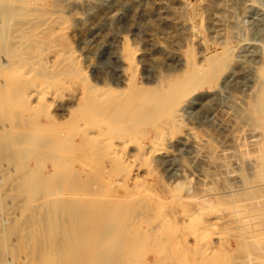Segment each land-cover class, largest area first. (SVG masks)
I'll return each instance as SVG.
<instances>
[{
  "label": "rangeland",
  "instance_id": "obj_1",
  "mask_svg": "<svg viewBox=\"0 0 264 264\" xmlns=\"http://www.w3.org/2000/svg\"><path fill=\"white\" fill-rule=\"evenodd\" d=\"M25 1L23 15L16 17L13 13L6 15L7 0H0V15L6 20L2 22L0 18V40L18 17L33 20L39 41L29 51L45 49L47 64L44 62L41 68L34 65L31 74L39 83L38 87H30L31 92H46L44 98L53 93L56 99L54 105L46 107L43 97L39 104H33L30 97L17 98L10 93V89L17 88L12 82L15 86L9 85L10 89L5 90L6 98L5 91L0 94V137L3 135L7 143L15 140L25 126L35 121L41 123L39 128L54 130L57 124L67 128L71 124L67 111L74 109V116L82 117V124L90 128V133L108 128L113 143L121 144L119 148L124 153L134 151V156L129 167L121 165L123 170L106 155L101 160L105 151L88 153L86 160L80 162L66 157L56 168L50 161L45 162L46 168L39 172L51 175H44L49 191L43 193L37 178L27 176L26 171L33 167L30 158L13 157L14 149L5 144L0 151V264H55L54 256L49 257L47 252L55 248L51 244L53 236L64 232L48 230L53 214L43 206L62 196L75 202L117 200L125 226L145 234L150 244L163 240L171 244L168 246L172 252L178 249L175 254L186 252V264H264V188L260 186L264 183V105L260 106L264 104V64L260 62L264 54L258 46L259 39L264 38V0ZM209 56L218 57L221 63H216V72L210 73L213 79L206 84L202 74L205 69L208 72ZM53 62L60 76L44 83L37 74H43ZM194 63H198L201 72L193 75V80L202 77L203 81L194 89L175 95L176 101L169 103L166 113L152 116L151 103L146 99L168 80L177 83L186 79L190 84ZM132 68L136 74L134 86L128 81ZM87 84L95 85L93 110L99 114L88 121L80 109H75ZM119 92L124 96L140 94V106L136 108L140 112L127 110V118H123L137 120L135 123L117 124L121 116L104 117V104ZM4 107L12 112L25 111L26 116L20 119L10 113L7 118ZM39 131H35L38 138ZM21 161L27 166L20 170ZM25 180L27 185L23 184ZM180 182L182 189H175ZM209 242L214 243L215 249L212 257H207L215 260L210 262L204 254L202 257L193 251L197 245L204 251ZM68 248L66 257L72 262L69 264H77L69 252L72 247ZM151 250L145 249L146 260L157 262L159 256Z\"/></svg>",
  "mask_w": 264,
  "mask_h": 264
},
{
  "label": "bare ground",
  "instance_id": "obj_2",
  "mask_svg": "<svg viewBox=\"0 0 264 264\" xmlns=\"http://www.w3.org/2000/svg\"><path fill=\"white\" fill-rule=\"evenodd\" d=\"M34 2H35V0H34ZM6 4H7V6L4 4V6L6 7V11H7L6 15L9 16V15H12V13H13L17 17V16H22L23 15V13L21 12V8L24 7L27 4V2L25 0H16V1L7 0ZM25 11H27V10H25ZM31 12H32V10H31ZM36 16H37V14H36ZM0 18L3 19L2 22L6 21L4 19L5 17H2L1 15H0ZM22 19H21V17H18V20L15 22V24L9 29L8 32L6 31V33L1 37V40L3 38L5 41H4V45L2 44L3 42L2 43L0 42V44L2 45V47L0 48V55L3 56V58L0 59V94L4 93L5 90H9L10 86H12V84L14 83L17 86V88L15 89V87H14L15 85H13L12 87H14V88L11 87L13 90L10 89V93L11 94L15 95L17 98H19L21 96H25L26 98L30 97L31 99L33 98L32 99L33 104L34 103L35 104H39V103L42 102L39 99L42 98V97L44 98L43 94L46 93V92H43V91L40 92V91H37V90H33L31 92V88L30 87L31 86L38 87L37 84L39 83V81L36 80V78H35L36 76L31 74V71H32V69H34V65L35 64L40 65V68H41V66H44V62H45V60H44L45 59L44 50L45 49L44 50L40 49V50H37V51L36 50H30L29 51L30 48L32 49L34 46L36 47V43H38V41H39V40H37V38H38L37 36L38 35L36 33L37 31L34 32L35 30H34V28L32 26V21L33 20L32 19L31 20L30 19H23L22 20ZM34 25H36V24H34ZM40 29H43V28H40ZM38 33H40V32H38ZM41 34H43V33H41ZM42 36H45V33ZM259 40H261V41L259 42L258 46H260V49H261V51L264 54V41H262V40H264V38L262 37ZM44 42H45V40H44ZM244 44L246 45L247 43H244ZM44 45H45V43H44ZM46 45H47V43H46ZM124 51H126V50L124 49ZM243 53H245V52H243ZM63 54H66V53L63 52ZM63 54H61V55H63ZM49 59H50V57H49ZM53 59H54V57H53ZM218 59H219L218 57H214V56H209V57L206 58L207 66H208V72L206 73V69H205V74H202V75H204V79H203L204 83L207 84V82H208L207 80L208 79H209V82L211 81V79H213V77L210 75V73H212L213 71L216 72V70H214V67H215L216 63L217 62L219 64L221 63V62L218 61ZM128 60L130 61V57L129 56H128ZM219 60H221V59H219ZM49 61H50V63L52 62L51 60H49ZM263 61L261 60L260 62L264 64ZM130 63H131V61H130ZM194 64H195L194 66L196 68L194 67L192 69L191 73H190L191 74L190 79L192 80L190 84H189V80H186V79L183 80V81L181 80V81H179L177 83H174V80H168V82L164 83L162 86H160V87L158 86L159 87V88H157L158 90L156 92H152L151 96H149L150 93L148 94L149 98L146 99V100L149 101V104L151 103L150 110L153 111L152 116L156 117L157 116L156 114H159V113H162V112L166 113L167 110L170 107L169 103H172V104L175 103V101H176L174 99L175 95L176 96H180L183 93L192 90V88L194 89L196 84L202 79V77H201V79L199 78L197 81L193 80V75H196V73L198 71H200L198 69V63H194ZM130 65H131L130 66V69H131L132 63ZM54 67H55V63L53 62L51 65H49V66L44 68L45 70L43 71V74H37V75L42 77V79H43L42 82L48 83L51 80H53L54 78L58 77L57 75H59V73L55 72V70L57 68L54 69ZM61 68L59 67L58 69H61ZM17 74H19L21 76H18ZM62 75H64V74H61V77H62ZM135 75H136L135 72L133 74V68H132V73L130 75V78L128 79V81L130 80V82L133 84L132 86H134L136 84V80L135 81L133 80ZM15 76H17L19 78H15ZM15 79L16 80L18 79L17 81H19V82L18 83H17V81L14 82ZM203 80H201V82ZM260 80H259V83L262 82ZM262 83H264V82H262ZM53 84H54V82H53ZM86 86L87 87H86L84 93L82 94V96L79 98L75 109L76 110L80 109L82 114H84L86 116L85 119H87V121H88L92 117H99V114L93 110V105L96 104L95 100L93 99V95H94L95 89H96L94 87L95 85L94 86H92V85L88 86V84H87ZM261 88H262V86H261ZM49 89H51V88H49ZM55 89H57V88H55ZM129 93H131V92H129ZM120 94H118V95L113 94L111 96V98L109 99V101L104 104V107H103V113H104L103 115H104V117H106V116H110V117L111 116H115V117L119 118L121 116V118L118 120L117 124H121L122 122L135 123L137 120L130 121L129 119L128 120H126V119L123 120V118H127V115H125L126 114L125 112H127V110L128 111L137 110L136 109L137 106H140V102H138V98H137V97H140V94L139 95L135 94L136 96H134V95H126V96H124V95H122V93H120ZM13 95H11V96H13ZM34 95H36V96L34 97ZM58 96H59V94H58ZM76 97H78V95L75 96L74 98H76ZM4 98H6V91H5V97ZM55 99H56V95H54L53 93H50V94H48L46 96V98H44L43 105L46 106V107H50V106L54 105ZM73 101H74V99H73ZM134 101H135V103H133ZM142 101H145V100H142ZM154 101H156L157 104L156 103L153 104ZM256 102H257V99H256ZM97 104H100V103L98 102ZM146 104H148V103H146ZM258 104H260V103H258ZM67 105H68V103H67ZM263 105L264 104L261 103L260 106H263ZM256 106H258V105H256ZM31 107H32V105H31ZM70 109H71V107H70ZM140 109H141V107H140ZM258 109H259L258 112H260V108H258ZM37 110H38V108H37ZM138 110H137V112H138ZM5 111H6V115H7V116L6 115L5 116L7 118H8V115L10 113H12V115H14V116H16L17 118H20V119L23 117V115H24V117L26 116L25 115V111H14V112H12V111L8 110V107H7V110L5 108ZM67 112H68V115H69V117L71 119V124H69L67 128L62 126L61 124H57V127L54 130L52 128H46L44 126L39 128L41 123L38 124L35 121L34 124L31 123V126H29V125L25 126V128L22 131H20L21 133H20V135H18V138L15 139V140H9V142L7 143V141L5 142V140H3V138H4L3 135L0 137V151L5 149V146H4L5 144H7V145L9 144L14 149L13 150L11 148L14 151V152L12 151V154H14L13 157L15 156V157L20 159V158H23V157L26 156V157L30 158L31 164L33 165V167L31 166L32 168L30 167L31 169L29 168V170L26 171L27 176L30 179H35V177L37 178L36 179L37 182L42 184V185L39 184L40 185V190L42 192L43 191H45V192L49 191V189L47 187L45 188L44 175H49V176L51 175L50 174L51 172H49V174H45L44 173V175L41 174L42 172H39L43 167H45V162L49 163V161H50V164H51L52 168H56L57 165H58V162H60L62 159H65L66 157L68 159H71V160H73V159L79 160V162H80V160H84L86 158L88 153L90 154V153L94 152V154H98V152L100 153L101 151H105L106 154L103 152L104 156L100 157L101 160L106 155V157L108 158V159L106 158L107 160H109L114 166H118L120 168L121 165L122 166H123V164L128 165L130 162H132L131 159L134 156V151H131V152L129 151L127 153H124L119 148L120 146L122 147L121 144H120V146H117V144H115L116 142L113 143L112 140H113L114 137L112 135H110L111 132H109L108 128H103L104 130L102 129L101 131L96 132L95 134L90 133L91 132L90 128H88L86 126V124H84V126H83L82 120H81L82 117L81 118L80 117L77 118L78 114H77V116L75 115L76 117L74 116V113H73L74 109H71L70 111H67ZM139 112H140V110H139ZM132 113H134V112H132ZM38 114L39 113L36 112V115H38ZM9 116H11V115H9ZM14 116H13V118H14ZM33 117H35V116H33V113H32V117L31 118H33ZM39 118H41V116ZM83 119H84V117H83ZM7 120L9 121V119H7ZM24 120H26V118ZM24 120H22V121L24 123H26V121H24ZM33 121L34 120H32V122ZM87 121H85V122H87ZM1 122H2V119L0 120V123ZM38 122H39V120H38ZM56 123H54V125ZM7 126H8V124H7ZM71 127H73V128H71ZM118 127H120V126H118ZM262 127L264 129V123L262 124ZM2 129H4V127ZM37 129L40 130L39 131V133H40L39 134V138H38V135L35 132V131H37ZM71 129H73V130L71 131ZM114 130H116V129H112L111 131H114ZM141 130H143V129H141ZM10 131L12 132V130H10ZM155 131H157V130H155ZM6 132H8V131H6ZM14 132H15V134L17 133L16 131H13L12 133H14ZM92 132H94V131H92ZM18 133H19V131H18ZM72 133H74V134L72 135ZM9 135H11V134H9ZM8 138H9V136H8ZM25 146H27V147H25ZM9 149H10V147H9ZM9 149H8V151H9ZM154 151H156V150H154ZM78 152H79V154H78ZM80 152H82V153H80ZM153 153H152V155H153ZM98 156H100V155H98ZM3 158L5 159V156H3ZM90 158H92V156ZM94 159H96V158H94ZM103 160H105V158ZM16 161H18V160L16 159ZM98 161H99V159H98ZM18 164H19L18 166H19L20 170H21V168L23 169V167L25 169L26 168L25 166H27V165H23V162L22 163L18 162ZM263 165H262V167L264 168ZM122 166H121L120 169L123 170ZM128 167H129V165H128ZM127 170L129 171V169H127ZM95 172H97V171L95 170ZM126 173H127V171H126ZM128 173H130V172H128ZM20 175H22V174H20ZM99 176L101 177V175H99ZM124 176L126 178L127 174L124 175ZM27 178H25V179L27 180ZM102 179H104V178L102 177ZM22 180H23V178H22ZM26 180H25V183H23V184L27 183ZM95 180H97V179H95ZM100 180H101V178H100ZM106 181H107V179H106ZM111 181H112V179H111ZM260 181H263V179L260 180ZM100 182L102 183V180ZM185 182H186V180H185ZM90 183H95V182H90ZM181 185H183L182 182L178 183L176 185L175 189H180L181 190L182 189ZM260 186L262 188H264L263 187L264 183H262ZM73 188L76 189L75 186ZM24 189H26V188H24ZM27 189H28V187H27ZM77 189H78V187H77ZM50 194H51V191H50ZM43 198H45V197H43ZM85 198H86V196H85ZM120 201H122V200H120ZM117 204H118L117 200L115 202V200L110 199V198H108L107 200L95 199V200H92V201H89V202H87V201H77V202H75L74 200L72 201L71 199L70 200L67 199L66 196H62L60 198H57V200H54L53 202H48L47 201L44 204V206L42 205L44 208L46 206L47 210H49L53 214L52 217L49 220V225H47L48 230H51V233H52V231L55 232V229L58 230L59 232H61V231L64 232L63 235H55V236H53L54 242L51 243V244L55 248L53 249V247H52L53 250L49 251L50 250L49 249L48 252H47L48 255H50L49 257H51V256L53 257L54 256V258H55V259L53 258L54 263L55 264H63V263L64 264H69V263H72V262L69 261L70 259H68L66 257V255L68 253L67 250H69L68 247H72V251H69V252H71V255H73V257H74L73 262L75 261L77 264H183V262H185V264H186V252L185 251H184L185 255L182 254L183 256L180 255V254L179 255L175 254V252L178 249L175 248L176 251L172 252V250H170L172 248L169 247L171 244L170 245L168 244L169 245L168 246L163 240H160L159 242H156V243L153 241V243L150 244V241H149L150 238H148V240H147L146 239L147 237L145 236V234H143L141 232H136L135 230L132 229L133 227L132 228L130 227V225H129L130 228L125 226L123 224V222H125V221H123V218L119 214L121 211L123 212V210L120 207L121 210L118 211ZM120 206H121V204H120ZM43 207H42V209H43ZM90 208H92L93 210H89L88 211V209H90ZM126 209H128V207ZM41 215H42V213H41ZM115 215H118V217H115ZM234 215H236V213ZM49 216H51V215L49 214ZM42 223H43V221H42ZM46 224H47V222H46ZM141 224H143V223H141ZM43 226H44V223H43ZM136 228L138 229V227H136ZM151 236H152V234H151ZM175 237H176V235H175ZM42 238L43 237H41V239ZM46 238L49 239V237H46ZM198 238H200V237H198ZM61 239H64L65 241H63ZM155 240H156V237H155ZM147 242H149L148 245H146ZM41 244L42 243H40L39 245H41ZM44 244H42V245H44ZM207 245L209 247H207ZM207 245H206L207 248H205L204 251L201 250V248H198L197 247L198 245L195 246V249L193 251H195V253H201V256L204 254L206 259H207V257L208 258L212 257V255L214 253V250H215L214 249V243L209 242ZM145 246H149V247L146 248ZM178 246H179V244H178ZM145 249H152L159 256V260H157V262L153 261V263H149L146 260L147 256L145 254V252H146ZM179 252L180 251H178V253ZM64 256H65V258H64ZM235 256H236V254H235ZM211 259L212 258H210V260L207 259V261L210 262ZM212 260H214V259H212ZM259 261H261V260L259 259ZM253 262H255V261H253ZM190 263H192V262H190Z\"/></svg>",
  "mask_w": 264,
  "mask_h": 264
}]
</instances>
